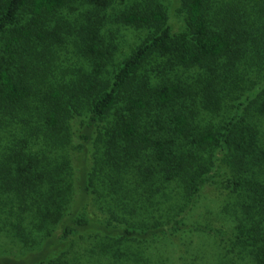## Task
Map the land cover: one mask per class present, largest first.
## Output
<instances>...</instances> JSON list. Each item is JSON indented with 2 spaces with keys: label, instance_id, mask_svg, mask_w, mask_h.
I'll list each match as a JSON object with an SVG mask.
<instances>
[{
  "label": "trees",
  "instance_id": "trees-1",
  "mask_svg": "<svg viewBox=\"0 0 264 264\" xmlns=\"http://www.w3.org/2000/svg\"><path fill=\"white\" fill-rule=\"evenodd\" d=\"M240 2L181 0L179 31L164 0H0V191L8 196L0 219L16 234L28 223L41 234L35 249L0 255V264H78L74 239L93 236L105 252L129 250L134 260L140 244L198 229L171 210V226L156 223L153 194L172 181L189 198L202 194L214 182V151L254 179L251 202L241 204L247 220L230 238L264 264V89L230 97L232 116L219 128L212 122L243 69L264 70V0ZM110 23L148 35L105 78L120 45Z\"/></svg>",
  "mask_w": 264,
  "mask_h": 264
},
{
  "label": "rangeland",
  "instance_id": "rangeland-1",
  "mask_svg": "<svg viewBox=\"0 0 264 264\" xmlns=\"http://www.w3.org/2000/svg\"><path fill=\"white\" fill-rule=\"evenodd\" d=\"M235 1L242 4L240 1L244 0ZM164 4L174 28L179 31L185 30V14L181 10V0H164ZM108 12L113 13L114 11L110 9ZM109 26L113 29V40L119 42L120 45L113 59L108 62L103 76L105 78L112 77L123 60L148 35L147 29L119 27L112 23ZM64 47L63 52L77 61L78 65L87 69L92 68L91 61L84 60L75 46L65 45ZM242 75L243 78L240 79L238 88L232 89L230 91L232 93L226 95L222 102V108L212 118L213 125L217 128L232 116L233 100L230 97L234 96L235 100H238V97L249 91L264 89V70L254 67L246 72L243 69ZM261 119L263 123L259 122L258 130L260 138L264 140V116ZM5 138L6 146L12 149L9 137ZM78 141L75 136L73 143L76 145ZM74 152L73 149L69 151L72 158ZM214 153L213 162L215 165L208 170L209 175L214 177V182L207 185L202 194L192 198L187 197L186 185L181 181L169 182L167 185H163V190L156 186V191L153 194L155 206H160L162 211L157 213V215L161 214L157 217L156 223H166L167 218L164 217L171 210L174 216L177 214L183 218L185 227L193 226L198 229L174 228L170 233H166L152 242L140 244L136 246L137 249H134L141 256L134 260L129 250H118L115 252L116 254L113 253L114 250L109 252L102 250L98 245V242L103 240L101 236L85 239L76 237L74 239L76 243L71 247L74 255L69 256L77 259L78 264H259L247 247L235 245L230 238L237 231L239 223L242 220L245 223L247 220L245 215L243 217L244 210L241 204L251 202L250 189L254 179H249L245 173L238 174L233 168L226 165L222 153H216V151ZM74 166L78 170L77 157ZM74 172L76 171L74 170ZM235 183L238 185L236 186ZM260 183L264 184V175ZM0 198L8 200L6 193L1 191ZM32 211L33 209L28 210L29 222H32L31 217L35 215ZM91 214L99 218L104 216L100 210H92ZM11 219L15 222V218L11 217ZM173 221V219H169L168 223L163 226H171ZM259 230L264 231V223H260ZM15 231L10 219H0V255L20 256L37 247L36 238H39L41 234L32 232L31 223L26 225L23 232L16 234ZM253 234L256 237V234ZM217 235L223 239L217 238ZM133 252L131 251V253Z\"/></svg>",
  "mask_w": 264,
  "mask_h": 264
}]
</instances>
